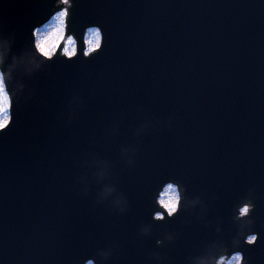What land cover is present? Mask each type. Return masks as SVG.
<instances>
[{
	"label": "water",
	"instance_id": "95a60500",
	"mask_svg": "<svg viewBox=\"0 0 264 264\" xmlns=\"http://www.w3.org/2000/svg\"><path fill=\"white\" fill-rule=\"evenodd\" d=\"M48 7L4 0L0 39L16 33L13 53L30 47ZM91 25L102 29V50L23 77L33 99L0 134V264H82L107 243L119 246L110 264H144L154 238L137 247L135 229L150 222L149 191L168 178L217 194L210 216L225 220L255 185L264 222V0H75L68 31L77 43ZM95 40L86 33L89 47ZM126 149L137 152L133 169ZM107 185L127 195V216L96 206ZM257 230V244L242 249L250 264H264ZM208 238L185 229L168 254L182 264Z\"/></svg>",
	"mask_w": 264,
	"mask_h": 264
},
{
	"label": "clouds",
	"instance_id": "9594fccd",
	"mask_svg": "<svg viewBox=\"0 0 264 264\" xmlns=\"http://www.w3.org/2000/svg\"><path fill=\"white\" fill-rule=\"evenodd\" d=\"M47 9L46 32L37 35L31 32L30 47L13 53V42L16 33L8 38L0 39V134L9 129L12 123L11 112H17L33 99L34 89H26L23 77L32 78L41 73L54 59L65 63L79 57L87 61L102 50L103 36L99 25H91L80 32V40L75 38L77 31H68L71 11L75 0H49ZM4 0H0V7ZM92 31L96 40L91 47L83 40L85 33ZM47 71H45L46 73ZM15 74V75H14ZM173 118H169L163 127L171 128ZM126 159L124 166L133 169L136 165L137 152L124 150ZM97 175H103L98 172ZM167 186L171 194L165 200L159 199L161 189ZM80 195L87 196L86 190H79ZM150 222L139 223L134 234V244L143 247L145 241L153 240L150 251L146 253L144 264H175L168 254L175 249L182 239L185 229L200 228L209 233V238L201 241L190 252L183 256L182 264H250L245 258L243 248L257 244L264 222L259 225L254 216L257 207L258 193L255 185L243 190L233 199L228 211L227 220L223 217L212 218L210 213L220 197L215 193L190 192L183 180L168 178L161 181L158 187L152 188L148 195ZM107 202V203H105ZM96 206L105 207L110 213L125 217L130 211V201L125 193H118L116 188L107 185L100 193ZM180 213L184 214L177 227H164L154 233V225L164 224ZM227 224V228L225 225ZM91 239V238H90ZM119 255L116 243H107L103 247H95L91 258L84 259L82 264H110Z\"/></svg>",
	"mask_w": 264,
	"mask_h": 264
}]
</instances>
